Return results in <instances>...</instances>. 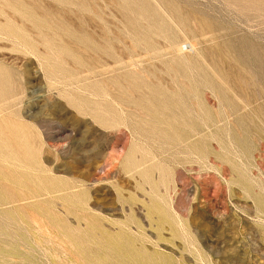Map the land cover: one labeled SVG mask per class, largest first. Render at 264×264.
<instances>
[{
    "label": "rangeland",
    "instance_id": "1",
    "mask_svg": "<svg viewBox=\"0 0 264 264\" xmlns=\"http://www.w3.org/2000/svg\"><path fill=\"white\" fill-rule=\"evenodd\" d=\"M73 261L264 264V0H0V264Z\"/></svg>",
    "mask_w": 264,
    "mask_h": 264
},
{
    "label": "bare ground",
    "instance_id": "2",
    "mask_svg": "<svg viewBox=\"0 0 264 264\" xmlns=\"http://www.w3.org/2000/svg\"><path fill=\"white\" fill-rule=\"evenodd\" d=\"M18 200L17 199H12V201H10V202H7L6 204H11V203H13V202H17ZM19 203V202H18ZM15 208H17V206L15 207ZM20 208H24V207H20ZM28 212H30V211H28ZM34 213V212H33ZM32 217V216H31ZM30 218V217H29ZM34 219V218H33ZM18 222H23L24 223V225H22V224H20V223H18ZM18 222H14V224H15V229H17V230H20V232H22V231H24V232H29V224L27 223V221L25 220V216H20V217H18ZM37 224V223H36ZM38 225V224H37ZM12 244H13V246L14 247H16V248H18V247H21V246H23V245H25V244H27V243H22L21 241H19V242H16V241H12ZM19 255V254H18ZM21 255V254H20ZM27 260H30V258L29 259H27ZM82 262V261H81ZM65 264H76L75 263V261H73V262H71V263H65ZM82 264H83V262H82Z\"/></svg>",
    "mask_w": 264,
    "mask_h": 264
}]
</instances>
